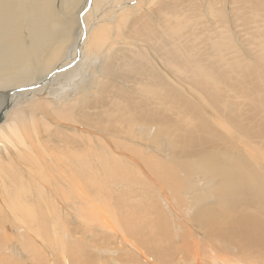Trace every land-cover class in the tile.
Here are the masks:
<instances>
[{"label": "bare ground", "instance_id": "obj_1", "mask_svg": "<svg viewBox=\"0 0 264 264\" xmlns=\"http://www.w3.org/2000/svg\"><path fill=\"white\" fill-rule=\"evenodd\" d=\"M86 1L87 0H0V99L2 92L8 91L5 95L4 102H2V104L0 103V183L8 184L7 188H4L2 199H0V228L2 229V226L8 224L9 221H11L9 222L11 226H19L18 229L24 227L27 228L28 226H38V231L41 230L40 227H42V229L43 227H50L53 229V227L57 226L58 228V222L61 217L60 212L63 211V209L66 210V208H68L72 210V208L76 204V200H79L80 197L88 200V198H90L92 194L95 193L94 195L96 196V194L99 193L98 191L100 190L97 191L98 187L96 186V182L102 181L103 184L105 182H108V185L109 183H111L120 186L122 183H128V180H130L131 182L141 183L139 179H141L142 177L138 179V177L141 176V171L137 168V166V175L129 170L126 166L135 165L136 162H140L143 167H145L147 173L150 176V178H148L144 174L143 177L144 184L148 187L151 186L154 188L156 187V184H159L160 187L163 186L168 191L180 193L179 195L188 194L186 191L182 193V191L176 192L175 189H172V187H175V185H179V183H177L178 185L173 184V175H176V173L179 172L183 173L184 171V173L188 174V176H195L194 179L202 182L203 186L205 184L208 185L209 183L214 184L218 182L212 188L213 192L211 195H215L216 197L213 196L215 198L218 197L222 204L224 203V205L229 204L230 207H232L233 205L234 207H236L237 205L235 204L237 202H235V200L241 196V198H243V195L236 196L239 195L238 193L240 192H235L236 195L232 194L233 190L231 192V186H234L233 183L235 185H238V187L236 186V189H242L238 190L241 191L242 194H246V192L243 193V188L239 187L240 183L237 184L233 182V179L235 181L236 179L239 180L238 178H240L241 175L235 170L236 173L235 175L233 174V176L236 177L240 175V177H237L235 179L234 177H232V169H237L235 168V164H237V167L240 168L237 170L240 171L241 169H243L245 170V173L247 170V172H249L247 173L249 174V176L253 174L256 177L258 176L256 179L259 180L261 176L260 174H262L261 172H264V158L259 155V151L257 150L258 147L254 151H244L240 149L239 146L241 141H238V139H236V141L238 142H234L231 138L228 137H232V135H228L229 133L226 134V132H229V129L233 128L236 134L240 135V137L245 139H247V137L252 138V142L254 144L257 142L253 140H257L258 142L259 140H264V49H262L264 47L261 48V50L263 51L261 52L258 50L259 45H257L255 47L256 52H254L255 58L251 65H248L249 68L245 66L241 68L239 63H235L233 61L231 53L229 52V45L223 41L224 35L226 33V31L224 30L226 29V25L224 26L222 22L223 18L225 17H223L219 22V28L217 27V31L213 30L215 36L208 35L209 37H207L208 41L207 44L204 45V49L208 54H206L205 50V52L202 51L204 53L201 52L202 55L205 54V59V57L203 58V56L200 57L201 55L199 54V52L201 50L199 51L197 48L198 51H193V48L195 47L193 42L196 39L192 38V36H187L184 48V50H187L188 46L190 51L189 49L187 51L182 50L179 43L174 38L175 35H177L183 28V21H185L183 18L198 17V14L195 12V8H197V2L199 0H187L185 2L186 7L184 6L180 8L179 12L177 11L179 9L178 6L169 3V0H139V2H137L135 6H130L131 3L128 4L130 0H127V5L123 7L121 12H119L114 17V19H112V21L114 22L111 24L112 21H110L109 23H106L99 27L96 25L92 29L90 37L85 42L86 46L88 47L87 53L89 55V58H92L95 61L94 65L90 69V72L86 74V76L90 78V80L86 81L85 78L78 77V82L74 79V84H70L67 89L62 90L61 93H58L59 88L55 86L56 83L58 84L61 81H64L65 83V78L69 77V74L71 73L70 71H68L65 74H52V72L62 69V63L66 62V60L70 58V56H72V54H69V52L67 51L71 48L74 38L77 37V42L75 43L76 46L80 44L78 40V35L80 34L78 14L84 7L87 6ZM95 1L96 0H93L91 6L95 4ZM222 1L223 0H215L214 2L213 0L211 1L210 6H214L216 2L219 3ZM232 2V15L235 18L234 23L236 27L240 28V31L243 32L241 34L244 35L246 33V29L244 27H241L237 22H242L243 24H245V27L247 25L250 26L251 32L248 31L247 34H252L254 35V37H259V39L261 37L264 38V0H232ZM140 4H145V6H147L146 9L148 8V11H146L145 13L143 12L145 15H149L156 19L155 23L159 26V31L157 30L158 32H160L159 36H154L151 31H146L151 27V24L149 26L148 22L146 21H149L150 19H147L145 16H143L144 14L139 11ZM149 5H152L155 8L151 9L152 11H149ZM219 7L220 8L215 7V9L221 10V6ZM185 8L187 10L193 9L192 13H189L190 15L188 16H183V14L181 13L183 11H186ZM223 8L224 7H222V9ZM220 10L218 13H221ZM87 12V15H89L90 11ZM216 13L213 14L216 15ZM222 15L223 14H221V16ZM144 17L146 19L143 20L142 18ZM206 17H208V15ZM257 17L260 19H256ZM215 18L217 17H214V19ZM82 21H84V18ZM82 23L84 24V22ZM212 23L214 22L212 21ZM83 32L84 34L86 32L85 25ZM111 32L112 34H110ZM237 32L240 33L238 30ZM217 34L218 36H216ZM129 35H131L132 38L137 42H144L149 44L153 51H155L159 60H161V62L165 66V72L163 74L155 68L141 67L142 65L150 64V62L146 60L143 54H140L138 60L134 62L129 61L125 65L131 69L132 75L129 76L128 79H132L136 81V83H138V89H135V91L133 90L132 92L140 91L142 93V96L140 98H137L139 101H137V99L134 97L136 93L133 95L127 94L119 90V88L117 89V87H115L114 85L110 84L109 81V78L111 76L116 75L120 77L119 74L121 72V65L119 64V57L112 55L114 53L111 54L109 52L111 55L108 54V49L113 46V43H116L118 38H130ZM110 39H113L112 44L111 42H108ZM180 42L182 43V41ZM222 46H225V48L227 47L228 50L222 49ZM209 50H211L212 52L209 53ZM79 51L81 54L82 51L79 50L78 47L77 53H79ZM182 51H184L185 53L189 52V56L185 57L187 53L185 54ZM177 52H180L182 54L183 58H181V60H179L180 54H177ZM211 56H215L217 58L218 65L209 62ZM121 59H123V57H121ZM197 59L202 62L201 65H197L199 64V62H196V65H194V60ZM241 61L243 62V60ZM82 71H84V69ZM172 71L173 73L177 72L182 77H184V81L188 80L186 83H190L191 90L196 94L195 96L198 95L202 103L207 102L206 105L209 104L212 110H215L216 113H220L219 115H221V117H224V111L231 105L233 107L236 106L238 114L234 118L231 116L232 113L230 114V116L228 115L231 118H223L225 123L221 120L222 118H219L222 122L217 121L218 118L215 119V122L217 123H215V128L214 121L211 122L210 118H207L208 112L202 105L197 102L191 101L189 97L187 99L184 98L179 92L180 87H178V89L174 88L172 80H169L171 78L168 77V72L171 73ZM75 74L73 75L74 77L76 76ZM77 75H79V73ZM166 78H168V81ZM163 79H165L166 81ZM45 81L46 83L42 85V83ZM179 81L180 80H178V82ZM76 83L78 85H76ZM40 85L42 86L40 87ZM47 85L55 86L50 97ZM64 87L65 86H63V89ZM19 88H22L24 90L18 92L17 89ZM130 89L132 88L130 87ZM23 92H27L28 94L36 92V94L31 96V98H29L28 100H23L20 99L21 97L25 96V93ZM95 95L96 97L91 98ZM184 95L187 97L188 94ZM228 99H231L232 101H234L235 99V101L229 102ZM236 100L238 102H236ZM142 101H151L153 106H156L158 108L162 107V109L166 112H173V115H164V113H162L161 111L157 113L156 109H154L155 107L152 108L150 105L144 104ZM218 107H221L222 111L221 109L219 110ZM223 107H225V109H223ZM11 108L12 110L10 111ZM227 111L229 112L230 109H228ZM233 111L234 110H232V112ZM116 114H118V116ZM174 116L176 119H173ZM63 123H67V125H69L68 123H71V125L75 124L77 126L82 125L85 128L95 130H97L96 128H101L105 131L109 130L111 134L108 136V140H111L116 145L117 150L120 151L126 148L121 140L125 139L129 131L133 128L138 127L140 130H144V128L150 129L156 128V126H158L161 127L162 134L165 133L164 137L168 139V144L171 147V150L175 149V151L168 152L167 156H169V158H167L166 160H169L170 163L160 166L153 160L152 156L143 157L138 150L139 146L138 149H134V157L132 158L131 156L127 157L120 152H116V149L114 151L113 147L115 146L113 144L110 145V142L108 141L107 144H104L105 142L102 144L101 141H98V146L95 143L94 145V141L92 142V138L89 135L86 137L81 135L82 133L84 134V132L80 131V133L78 131V128L73 131V135L68 136L70 134L65 129H68L69 127L65 126ZM222 123L225 124V128L224 124ZM226 125H229V127L227 126L229 128L228 131L226 129ZM217 126L221 129H225V132H219ZM91 131L89 130L90 133ZM77 132L80 133L79 136L76 135ZM85 133L87 132L85 131ZM156 134L153 136V138H155ZM134 136L135 135L133 134V137ZM248 142L249 141H247V144ZM236 143L239 144L237 145ZM243 144L245 146V143ZM259 144V148L264 150V144ZM135 146L137 147V145ZM233 165L235 167H233ZM98 177H101L102 179H98ZM243 177L244 173L242 178ZM250 179L254 178L250 177L249 181H251ZM261 180H263V177L259 181L263 184L264 180L263 182H261ZM244 182H246L245 184H249L248 180ZM252 182L253 180L248 185L249 189H247L246 187L244 191L248 190L251 193L253 192L256 198V191L254 189H252V191L250 190L252 188V186H250ZM241 183V185L244 184L242 181ZM110 185L108 187H110ZM112 186L108 188L109 192ZM256 186L257 185L255 183L254 187ZM114 187L115 189H117L118 186ZM114 187L112 188L113 191H115ZM177 188H179V186ZM205 188L206 187H204V189ZM101 189L103 190L102 187ZM105 189H107V186L104 188V190ZM180 190H182V188ZM260 190L258 189L256 193H258V191ZM118 192H116L118 196L114 195L116 197L115 199L122 196H119L120 193ZM261 192H264V190ZM251 193L250 196L252 198V196L254 195H251ZM105 194L106 193H104L103 196H105ZM110 195H113V193ZM247 195L249 194L247 193ZM247 195L246 197H248ZM260 195H262V193H260ZM262 196H264V194ZM262 196L261 199L263 200ZM107 198L108 200H110L109 198H111L112 200L113 197L111 196ZM259 199L257 197L256 200L258 201H255L254 199V201L252 199H250L249 201L252 200L254 202L253 204H256L257 202H260L259 204H262V201ZM167 200H171V198ZM243 200L244 201H242V207L244 206V202H247L245 201V198ZM88 201L87 203H89ZM94 201L96 202V200ZM233 201L234 203L232 204ZM122 203L120 202V204ZM240 203L241 200L240 202L238 201L237 204ZM98 204H95L96 206L88 205L89 209L91 207L94 214L104 215L103 211L105 210L102 209ZM117 204H119V201ZM253 204L252 206H254ZM215 205L216 207H218L217 204ZM190 206L192 207V209L195 206V202L193 199H191L190 201ZM223 206L221 207L220 205L219 208L223 209ZM81 208L83 209V207ZM227 208L229 209V207ZM238 208L241 209V206ZM222 209L221 212H223ZM169 210H171V208ZM225 210L226 208H224V213ZM218 211L214 212L211 209L206 210V213H201L200 215H198L195 221L197 220L196 223L200 226L204 222H208L210 219L209 217H212L213 215L215 216ZM228 211H232V209ZM236 212L238 211H235L234 213ZM163 213L164 212H162V214ZM233 214L230 215V213L228 212V215H226V217H229L228 220ZM237 215L239 214H235V216ZM235 216L233 215V218ZM64 217L65 216H62V218ZM170 217H172L171 214ZM216 217H214L215 221ZM165 218L166 217H164V219ZM222 218L224 219L225 217ZM217 221L210 222L217 224ZM109 222L110 221H108V223ZM148 222L149 221H147V223ZM220 222L224 223V220H220ZM230 222L231 221H228L227 227L228 224L230 225ZM233 223V226L231 227L232 234H242L243 237L241 238L247 239L248 242L250 241L252 243H264V222L263 224H261L259 221L255 223V221L251 219H239ZM208 225H210L208 227L214 228V226H212L210 223ZM151 227H153V225ZM216 227L215 229L219 227L217 229L219 231L220 226H218L217 228ZM229 227L228 229L222 227L221 230H229ZM106 228H108L107 230L109 231V226H107ZM167 229H169V227ZM4 230L6 229H2V232ZM35 230H37L36 227ZM217 230L215 231V233H217ZM68 231L71 230H67V232ZM175 231L177 230L175 229ZM8 232L3 233L7 235ZM25 232H27V230ZM31 232L32 231H30V233ZM43 232L45 233L46 231ZM43 232L42 234L45 236L46 234H44ZM135 232L136 231H134V233ZM55 233L53 234V237L55 236ZM86 233L88 234L89 232L85 231L81 235ZM4 234L2 235L3 237ZM58 234H56V236ZM157 234L158 237L159 233ZM43 235L42 237L44 239L46 236L44 237ZM51 235H49V237ZM74 235L76 236L75 232ZM234 235L231 236L232 239L230 237L231 241L234 240ZM59 236L61 238V235ZM78 236H80V234ZM8 237H5L3 239L5 241L11 242L9 241ZM82 238L83 237H81V239ZM28 239L33 240L34 238L31 237ZM56 239L59 240V237H57ZM235 240H238V237ZM0 241V244H2L3 241ZM159 241L160 240H158V242ZM243 242L246 243L245 241ZM243 242L242 244L243 246H245L246 244L244 245ZM263 243L262 245H264ZM42 244L44 245V242ZM28 245L30 246L31 243H28ZM70 245L71 244L69 243V246ZM69 246L67 247L69 248ZM255 246L256 244L253 248H255ZM167 247L169 251H173L170 245H168ZM3 248L2 251H5V249ZM30 248L32 247L30 246ZM176 248L179 247L176 246ZM155 249L158 248L155 247ZM75 250H77V248ZM163 251L164 249H162V252ZM67 252L70 253V250H68ZM22 253L24 252L22 251ZM39 254L42 255L41 251ZM72 254L70 253L65 255L67 257V255L71 256ZM162 254L163 253H161V255ZM41 255L37 256L39 257ZM194 255L192 256L194 257ZM55 256L56 255H54V257ZM20 257L21 259L24 258L22 257V255ZM189 257L191 256L189 255ZM37 260L39 262V259ZM22 261L24 263V260ZM22 261L20 262L22 263ZM67 262H70L68 258ZM24 264H26V261ZM79 264H82V262Z\"/></svg>", "mask_w": 264, "mask_h": 264}, {"label": "rangeland", "instance_id": "obj_2", "mask_svg": "<svg viewBox=\"0 0 264 264\" xmlns=\"http://www.w3.org/2000/svg\"><path fill=\"white\" fill-rule=\"evenodd\" d=\"M117 1H119V2H117ZM186 1L187 0H182V1H180V0H169L168 2L171 4L177 5L179 8L177 11L179 12L180 8H182L184 6L186 7V3H185ZM211 1H213V0H199L197 2L198 6H197V8H195L196 9L195 12L198 14V17L197 18L196 17H185V18H183L185 20V21H183V24H184L183 28L181 29V31L177 35H175L174 38L177 40V42L179 43L182 50H184L186 40H187V36H192V38L196 39L193 42V44L195 45V47L193 48V51L195 52V50L196 51L201 50L199 52V54L201 56L200 55L199 56L200 57L203 56V58H204L205 54L202 55L201 52L205 50L204 45L207 44V41H208L207 37L215 36V34L213 33V30L217 31V27L219 28L220 20H222V18L225 17V18H223V21H222L223 25L224 26L226 25V29H224L226 31V33L224 35L223 41L229 45V52L231 53V57L233 58V61L235 63H239L241 68L243 66L249 68L248 65H251V63L253 62V60L255 58V56H254V54H255L254 52H256L255 47L257 45H259L258 50L263 52L261 50V48L264 47L263 46L264 45V43H263L264 38L261 37L259 39V37L258 38L256 36L254 37V35H252V34H247L248 31H250V26H248L246 24L248 27L247 26L245 27L244 26L245 24H243L242 22H237V23H239V25L241 27H244L246 29V33L245 32L244 33L247 35L241 34L243 32H241L240 28H237L235 23H234L235 18L232 15V5H233L232 0H223L222 2H219V3L216 2L215 3L214 6L216 8H220L219 6H221V10L219 9L221 11V13H218L219 10H216L214 6H210ZM92 2H93V0H87L86 1V3H87L86 7L87 8L84 7L78 14L79 29H80V32H79L80 34L78 35L79 36L78 40H79L80 44L78 46H76L75 43L77 42V37L74 38V41H73V44L71 45V48L68 49V51H67V52H69V54L71 53L72 56H70V58H68L69 60L67 59L66 62L62 63V66H61L62 69L58 70L59 72L58 71L52 72V74H59V73L65 74L68 71H70V73H71V74H69V77L65 78V80H66L65 83H64V81H61L58 84L56 83L55 86L57 88H59L58 93L59 92L61 93L62 90L67 89L70 86V84H74V82L77 80L78 77L85 78L86 81L90 80V78H88L86 76V74H88L90 72V69L94 65L95 61H94V59L89 58V55L87 53L88 47L86 46L85 42L90 37L92 29L96 25L99 27L101 25L109 23L110 21H112V19H114V17L119 12H121L123 7L125 5H127V0H96L95 4L93 6H91ZM137 2H139V0H130L128 2V4L131 3L130 6H133V5L135 6L137 4ZM214 2H215V0H214ZM143 5H144V7H143ZM216 5H218V6H216ZM146 7L147 6H145V4H140L139 11L142 14H144L146 11H148L147 10L148 8L146 9ZM148 7L150 8L149 11H152L151 9L155 8L152 5L151 6L149 5ZM222 7H224V8L222 9ZM229 8H231V9H229ZM185 10L186 11H183L184 13L183 12L181 13V14H183V16H188L193 11V9L187 10L186 8H185ZM87 11H90L89 15H87V13H88ZM213 13H216V15ZM202 14H204V15H202ZM221 14H223V15L221 16ZM205 15L206 16L208 15V17H206ZM143 16H145L147 19L151 20V21L149 20L150 23L148 20H146L148 22L149 26L151 24L150 29H148L146 31H148V32L151 31V33H153L154 36H159V34H160V32H158L159 26L155 23L156 19L149 16V15H145V14ZM145 17L142 19L143 20L146 19ZM214 17H217V18L214 19ZM231 17H233V18H231ZM83 18H84V21H82ZM256 19H260V18L257 17ZM215 20H216V22H215ZM172 21H174V20H172ZM212 21L215 24L212 23ZM82 22H84V24ZM113 22L114 21H112L111 24ZM217 22H218V24H217ZM240 23H242L243 25ZM84 25L86 26L85 34L83 32ZM237 30L240 33H238ZM203 33H204V35H203ZM110 34H112V32ZM129 36H130V38H126V39H124L123 37L118 38L116 43H113V46L108 49V54L114 53L112 55L119 57V60H120L119 64L121 65V72L119 74L120 77H118L116 75L111 76L109 78V81H110V84L114 85L115 87H117V89L119 88V90H121L127 94L133 95L136 93V95L134 97L137 99V98H140L142 96V93L140 91L139 92H132L133 90L135 91V89H138V83H136V81H134L132 79H128V77L132 75L131 69L125 65L129 61L134 62V61L138 60L140 57V54H143V56H145L146 60H148L150 62V64L149 65H142L141 67H143V68H149V67L155 68L156 70H158L159 72H162V74H163L165 72V69H164L165 66L163 65L161 60H159L155 51H153V49L151 48V46L149 44L144 43V42H141V43L137 42L136 40H134L132 38L131 35H129ZM129 36H127V37H129ZM216 36H218V34ZM256 38H257V40H256ZM180 41H182L183 44ZM108 42L109 43L111 42V44H112L113 39H110ZM124 42H126V43H124ZM208 43H210V42H208ZM261 44H262V46H261ZM182 45H184V46H182ZM78 47H79V50L82 51L81 54H80V51H79V53H77ZM197 48H198V50H197ZM140 49H142V50H140ZM188 49L189 48L187 46V50ZM222 49L228 50V48L227 47L225 48V46ZM262 49H264V48H262ZM187 50H184V51H187ZM184 51H182V52L185 53ZM189 51H190V49H189ZM180 52L179 53L177 52V54H180L179 60H181V58H183L182 54ZM204 52H202V53H204ZM208 52L211 53L212 51L209 50ZM189 54L190 53L188 52L186 54L187 56L185 55V57H188ZM206 54H208L207 51H206ZM121 57H123V59H121ZM205 59H206V57H205ZM241 60H243V62ZM89 61H90V63H89ZM194 61H195L194 65H196L195 64L196 62H199V64H197V65L202 64V62H200L198 59L194 60ZM209 62L213 63L215 65H218L217 58L215 56H211V59ZM82 64H83V66H82ZM90 65H91V67H90ZM80 66H81V68H80ZM159 66H161V67H159ZM83 69H84V71H82ZM123 70H124V72H123ZM173 71L171 73L168 72V74L170 75V76L168 75V77L171 78L169 80L170 81L172 80L173 83L172 82L171 83L173 84L174 88L178 89V87H180L179 92L182 94V96L184 98L187 99L189 97V99L191 101L197 102L200 105H202L206 109V111L208 112L207 118H210L211 122L214 121V124L216 123L215 119H217V118L218 119L222 118L221 120L224 122L223 118H228L231 113H232L231 116L233 118L238 114V112L236 110V106L233 107L231 105L230 107H228V109H230V111L228 112L227 111L228 109H226L224 111V114H223L224 117H221V115H219L220 113H216L215 110H212L211 107L209 106V104L206 105L207 102L202 103V101L198 97V95L195 96L196 94L193 93V91L191 90L190 83L188 82L189 85H188V83H186L188 80L184 81V77H182L177 72L173 73ZM75 72H76V74H75ZM77 72L79 73V75H77L78 74ZM73 73L76 75L75 77L73 76L74 75ZM50 76H51V74H50ZM65 76H67V75H65ZM74 79H75V81H74ZM166 79L168 81V78H166ZM177 79L180 80L181 82L180 81L178 82ZM163 80H165V79H163ZM77 82H78V80H77ZM45 83H46V81L43 82L42 85H44ZM42 85H40V87ZM48 85H50V84H48ZM76 85H78V84L76 83ZM55 86H48L47 87L49 90V97H50L51 93L53 92V88ZM63 86H65L66 88L64 87V89H63ZM44 87H46V86H44ZM130 87L132 89H130ZM187 87H189V88H187ZM23 90L24 89H22V88L17 89L18 92L23 91ZM7 92L8 91L2 92L1 99H0L1 104H2V102H4L5 95ZM23 93H25L24 94L25 96L20 98L23 100H25V99L28 100L29 98H31V96L36 94V92L30 93V94H28L27 92H23ZM184 94H188L187 97ZM94 97H96V95L92 96L91 98H94ZM137 101H139V100L137 99ZM228 101L234 102L235 99H234V101H232L231 99H228ZM142 102L144 104L150 105L152 108L155 107L154 109H156L157 113H159V111H161L162 113H164V115L165 114L170 115V116L173 115V112H170L168 110H167L168 112H166L165 110L162 109V107L158 108L156 106H153L151 101H147V102L142 101ZM236 102H238V101L236 100ZM231 107H232V109H231ZM218 108H219V110L221 109V107H218ZM223 109H225V107H223ZM240 109H241V106H240ZM11 110H12V108L10 109V111ZM232 110H234L235 112L234 111L232 112ZM238 110H239V107H238ZM221 111H222V109H221ZM214 112H215V115H214ZM116 115L118 116V114H116ZM174 118H175V116L173 117V119ZM229 118H231V117H229ZM218 119H217V121H220V119L219 120ZM222 121H220V122H222ZM224 123H222V124H224ZM68 124L70 126L67 125V123L64 124L65 126L69 127L68 129H65L70 134L68 136L73 135L74 134L73 131L78 128L79 132L80 131L84 132V134L82 133L81 135H83L84 137L89 135L92 138V142L94 141L93 144L95 143L98 146V141H101L102 144L104 142H105L104 144H107V141H108V142H110V145L113 144L115 146V147L112 146L114 151L116 149V152H120L121 154H123L124 156H127V157L131 156L132 158L134 157V149H136V148L138 149V146H139L138 150L140 151V154L143 157L152 156L153 160L157 164H159L160 166H162L163 164L164 165L169 164L170 161L166 160L167 158H169V156H167L168 152L169 151H171V152L175 151V149L171 150V147L168 144V139L164 137L165 133L162 134L161 127H158V126H156V128H150V129L144 128V130L143 129L140 130L138 127L133 128L132 129L133 131L130 130L127 137L125 139L121 140V142L126 146V148L120 151V150H117L116 145L111 140H108V136L111 134V132H109V130L105 131V130H102L101 128H96L97 130H95V129L85 128L80 124H79L80 126H77L75 124L71 125V123H68ZM216 124L214 125L215 128H216ZM227 126L229 127V125H226V127ZM107 127H109V126H107ZM228 127L226 128L227 131L229 129ZM219 128L220 127L217 128L219 132H221V133L225 132V129L220 128L221 129L220 130ZM224 128H225V124H224ZM89 130L90 131L92 130L91 133L89 132ZM136 130H137V132H136ZM230 130H233V128H230L229 132H226V134L229 133L228 135H232V137L231 136H228V137L231 138L234 142L241 141L240 146H239L240 149H242L244 151H247V150H253L254 151L258 147L257 150L259 151L258 152L259 155L264 158V150L259 148V145H261L259 143H262V145H263L264 140H259V142L257 140H253V141L257 142L259 145L257 143L254 144L252 142V138H250V137H247V139L242 138V137H240V135L236 134L235 130H233V131H230ZM85 131L87 133H85ZM79 132L76 133L77 136L80 135L81 132L80 133ZM160 132L162 135L160 134ZM133 134L135 135L134 137H133ZM155 134H156V136H155V138H153V136ZM159 135L162 138H160ZM156 137H158V138H156ZM141 139H143V140H141ZM236 139H238V141H236ZM247 141H249L248 142L249 145L247 144ZM243 143H245V146ZM246 144H247V146H246ZM135 145H137V147ZM242 146H244V147H242ZM126 166L129 170H131L136 175H137L138 169H139L141 171V176H139V177L137 176V177H138V179L141 177L142 178L139 179V181L141 183L131 182L130 180H128V183H122L121 186L109 183V185L111 184L110 187L113 185L112 188L114 186H116V187L118 186L117 189H115V187H114V189L116 192L119 191L118 192V193H120L119 196L122 195L121 196L122 198L121 197L120 198L123 201L119 197H117V199H115L116 198L115 196H118V194H116V192L113 191L112 188L110 189V192H109L108 188H110V187H108L109 186L108 182L104 181L107 185L105 183L103 184L102 181L96 182V186L98 187L97 191L100 190V191H98L99 193L96 194V196L94 195L95 193L92 194L91 197L88 198L89 201L87 199H83V197H80V199L78 198L79 200H76V204L74 205L72 210L66 208V210L63 209V211L60 212L61 217H60V220L58 222V226L60 228L59 227L57 228V226H56V227H53V229L50 227H43V229H42V227H40V229H41V230L39 229L40 231H42V230L46 231L45 233L43 231L42 232L44 234H46L45 236L47 238L42 234V232L38 231V228H39L38 226H32V227L28 226L27 228L26 227L19 228L20 229L19 230L18 229L19 226H13L12 225L13 226L12 227L10 225L9 222H11V221H9L8 224L2 226V229H6L3 232L7 233L9 231L8 232L9 237H8V234L5 235L2 232V229L0 228V238H2L0 240L3 241L2 244L8 243V244H3L4 246L2 244H0V247L1 246L4 247V248L1 247V250H0L1 251V253H0V264H17V263L18 264L19 263L24 264L25 261H26V264H52V263L53 264H59V263L60 264H79L81 262H82V264H264V248H263L264 245H262L263 242H255V243H252L250 241L248 242L247 239L241 238V237H243L242 234H237V235L232 234V229H231V227L234 224L233 222H235L239 219H244V220H250L251 219V220H254L255 223L259 221L261 224H263V222H264V196H262V195L264 194V192H261L264 190V185H263L264 184V182H263V180H264L263 173L264 172L263 171L261 172L262 174H260L263 177V180H261V182H263V184H262L259 182L260 179H262L261 176H260V179L257 180L256 178L258 176L257 177L254 176L253 174H251V172H250L251 176H249V174H247V173H249V172H247V170H246V173H245V170H243V169H241L239 171V170H237V169H240L237 167L238 165L235 164L236 167L233 165V167H235L237 169L231 168L232 172H233L232 177H234L236 179L237 177H240V175H241V177L238 178L240 180L243 176V173H244V177H246V178L243 177L245 180L242 178L240 181L237 179L235 181L233 179V182H235L237 184L240 183L239 187L243 188V193L246 192V194L244 193L245 195L242 194L241 191H238L240 188L236 189V186L238 187V185H235L234 183H233L234 186H231V192H232V190L234 192V193L232 192L233 195H236V193H238V192H240V193H238L239 195H236V196L243 195V198H241L242 197L241 196V197H239L241 199L238 198L235 200V202H237V203H238V201L240 202V200H241V203H240L241 205L237 204V203L235 204V205H237L236 206L237 209H236V207H234V205L232 207H230L229 204L224 205V203L222 204V202L219 200L218 197L215 198L216 197L215 195H211L213 192L212 188L218 182L214 183V184L209 183L208 185L205 184L206 186L205 185L203 186L202 182H199L198 180L194 179L195 176H188V174L184 173V171H183V173L179 172V173H176V175L174 174L172 177L173 184L179 183V185L177 184L179 186V188H177L178 186L175 185V187H172V189H175L176 192L182 191V193H183L186 191L188 193V194L179 195L180 193H174L172 191H168L167 189H165V187H163V186L160 187L159 184H156L155 185L156 187H154V188L151 186L150 187L146 186L144 184V180H143L144 174L148 178H150V176L147 173V170L145 169V167H143V165L140 162H138V163L136 162L135 165H126ZM136 166L138 169L136 168ZM235 170L237 173L240 174V175L237 174L239 176H236V177L233 176V174L235 175V173H236ZM247 176L249 178L252 177L255 179V180L250 179L251 181L253 180V182H254V184L252 182L253 185L252 184L250 185V186H252V188L250 189L251 191H252V189H254L257 192L258 189L259 190L261 189L260 191H258L259 194L253 190L256 194V198H255V195L253 192L251 193L248 190L244 191V189H246V187H247V189H249L248 185L251 183V181H249V178ZM98 179H102V178L98 177ZM247 180H248L249 184H245L246 182H244V181H247ZM241 181L244 183L243 185L245 188L243 187V185H241L242 184ZM0 182H1V180H0ZM255 183L258 186V188H257V186L254 187ZM7 185L8 184H1L0 183V199H2L4 188H7ZM142 185H143V187H142ZM104 186L105 187L107 186V189L104 190V188H105ZM101 187L103 188V190L101 189ZM180 187L182 188V190H180L181 189ZM204 187H206V188L204 189ZM255 188H257V189H255ZM240 190H242V189H240ZM121 192H124V193H121ZM206 192H207V194H206ZM104 193H106L105 196H103ZM112 193H113V195H110ZM247 193L249 195H247ZM250 193H251V195L252 194L254 195V196H252V198L250 196ZM260 193H262V195H260ZM123 194H124V196H123ZM205 194H206V196H205ZM97 195H99V196H97ZM108 195H110V196H108ZM246 195L248 197H246ZM258 195H260V196H258ZM111 196L113 197L112 200L114 199L117 201L113 200L114 201L113 202L111 200V198H109L110 200H108L107 197H111ZM213 196H215V197H213ZM249 196H250V199H252V200L254 199L255 201H258L256 199H257V197H258V199L260 197L259 200L262 201V204H259L260 202L253 204L254 200L249 201L250 200ZM261 196H262L263 200L261 199ZM188 197H191V198H188ZM205 197H206V199H205ZM106 198H107L108 202L106 201ZM170 198H171V200H167ZM244 198H245V201H247V202L246 203L244 202V206L242 207V201H244L243 200ZM191 199H193L195 202V206L193 207V209L190 206ZM94 200H96V202ZM87 201L92 205L87 203ZM118 201H119V204H117ZM120 202L121 203L123 202V203L120 204ZM219 202H221V203H219ZM233 203H234V201L232 202V204ZM95 204H98L99 206H101L102 209L105 210L103 212H104V215H106V216H104L103 214H94L92 211V208L90 207V209H89V206H93ZM215 204H217L218 207H216ZM250 204H251V206H250ZM252 204L254 206H252ZM185 205H186V207H185ZM220 205H221V207L224 205L223 209L221 208L223 210V212H221V209L219 208ZM196 206H198V207H196ZM240 206H241V209L238 208ZM248 206H250V207H248ZM81 207H83V209ZM227 207H229V209ZM233 207H234V211H233ZM85 208H87V209H85ZM170 208H171V210H169ZM224 208H226L225 213H224ZM230 208L232 209V211H228V210H231ZM209 209H211L214 212H217L219 209L220 210L218 211V213L215 216L213 215L212 217H209L210 218L209 221L204 222L205 225L203 223L202 225H200L201 226L200 227L196 223L197 220L195 221V219L197 218L198 215H200L201 213H206L205 211L209 210ZM88 211L90 214L88 213ZM149 211H151V212H149ZM161 211L164 213L162 214ZM200 211H202V212H200ZM226 211H227V213H226ZM235 211H238V212L234 213ZM64 212H66V213H64ZM169 212H171V213H169ZM228 212L230 213V215L233 213H234L233 214L234 216L237 213L239 215H237L238 217L235 216L234 218L232 215L230 217V219L228 220L229 217H226V215H228ZM240 212H241V214H240ZM69 213H72V214H69ZM80 213H81V215H80ZM222 213L225 215H223ZM164 214H165V216H164ZM170 214L172 217H170ZM100 215H102L104 217H102ZM219 215L221 218L219 217ZM240 215H241V218H240ZM62 216H65V217L62 218ZM216 216H218V217H216ZM242 216H243V218H242ZM164 217H166V218L164 219ZM214 217H216V221L218 220L219 222H220V220L221 221L224 220V223L220 222V225H219L218 221H217V224L211 223V222H216ZM222 217H225V218L223 219ZM244 217H246V218H244ZM231 218H233V219H231ZM58 219H59V216H58ZM100 221H102V222H100ZM108 221H110V222L108 223ZM147 221H149V222L147 223ZM228 221H231V222L233 221L232 222L233 224L231 222H230V225L228 224V227L230 226L229 227L230 229L226 230V231L221 230L222 227L225 229H228V227H227ZM103 222H104V224H103ZM168 222H169V226H168ZM110 223H112V224H110ZM209 223L212 226H214V228L208 227V226H210V225H208ZM63 224H64V227H63ZM105 224H107V225H105ZM164 224H166V225H164ZM111 225L112 226L114 225V226L112 227ZM152 225H153V227H151ZM216 225H217V227L220 226L219 231L221 230L223 232H221V231L219 232L217 230L219 227L217 228ZM107 226H109V228H110L109 231L107 230L108 228H106ZM35 227L37 230H35ZM165 227H167V228L169 227V229H167ZM215 227L217 229H215ZM143 228H145V229H143ZM170 228H171V230H170ZM139 229H140V231H139ZM162 229H163V231H162ZM175 229L178 232L175 231ZM24 230L25 231L27 230V232H25ZM67 230H71V231L67 232ZM210 230H211V232H210ZM216 230H217V233H215ZM30 231H32V232L30 233ZM73 231L76 233V236L74 235ZM85 231L89 232V233L81 235ZM134 231H136V232L134 233ZM23 232H24V234H23ZM54 233H55V236L53 237ZM157 233H159V236H158L159 238L157 237V235H158ZM3 234H4V237L2 236ZM28 234L30 237L28 236ZM30 234H32L33 236ZM41 234L45 237L44 239H46V240L43 239ZM48 234L49 235L52 234V235L49 237ZM56 234H58V235L56 236ZM67 234H68V236H67ZM77 234L78 235L80 234V236H78ZM24 235H25V237H24ZM59 235H61V238ZM233 235L236 238L234 237V240L231 241V239H232L231 236H233ZM221 236H224V237H221ZM239 236H240V238H239ZM5 237L6 238L8 237L9 241H11V242L5 241L3 239ZM31 237L34 239L29 240L28 238H31ZM57 237H59V240L56 239ZM77 237H80V238H77ZM81 237H83L85 240L83 238L81 239ZM230 237H231V239H230ZM237 237H238V240H235V239H237ZM53 238H55V239H53ZM25 239H26V241H25ZM157 239L160 241L158 242ZM239 239H240V241H239ZM6 240H8V239H6ZM241 240L245 241L246 243H244ZM36 241H37V243H36ZM40 241H41V243H40ZM66 241L67 242L69 241L68 244ZM166 241H168V242H166ZM43 242H44V245L42 244ZM45 242H47V243H45ZM242 242L244 243V245L246 244L248 246H246V245L243 246ZM0 243H1V241H0ZM28 243L29 244L31 243L30 246L32 248H30ZM69 243L71 244L70 245L71 247L69 246ZM66 244H67V246H69L70 249L66 246ZM167 244L171 246L173 251L168 250ZM183 244H184V246H183ZM255 244H256V246H255V248H253ZM159 246L161 247V249ZM176 246L179 248H176ZM50 247H51V249H50ZM155 247L158 249H155ZM186 247H188V248H186ZM2 248L5 249V251L3 250L4 252L2 251ZM37 248L41 251L42 255L39 254L40 251ZM76 248H77V250H75ZM151 248H153V249H151ZM261 248H263V249H261ZM33 249H34V251H33ZM71 249H73V250H71ZM162 249H164L163 252H162ZM68 250H70L71 254L73 253V251H74V253L71 256L67 255V257H66L65 254H70L69 252H67ZM238 250H241V251H238ZM22 251L24 253H22ZM42 251L43 252L45 251V252L43 253ZM194 251H196V252H194ZM161 253H163V254L161 255ZM18 254H19V256H18ZM20 254L22 255V257L29 259L31 261L26 260L24 258L21 259ZM167 254H168V257H167ZM172 254H173V256H172ZM188 254L191 257H189ZM191 254L192 255L195 254L194 257ZM33 255H34V257H33ZM37 255H41V256L38 257ZM54 255H56V256L54 257ZM67 258L70 260L69 263L67 262ZM37 259H39V262ZM16 260H17V262H16ZM22 260H24V263ZM75 260H76V262H75ZM20 261H22V263ZM33 261H35V262H33ZM59 261H61V262H59Z\"/></svg>", "mask_w": 264, "mask_h": 264}]
</instances>
